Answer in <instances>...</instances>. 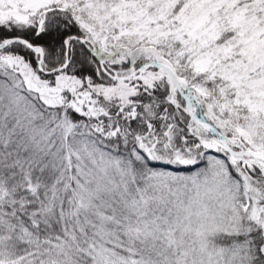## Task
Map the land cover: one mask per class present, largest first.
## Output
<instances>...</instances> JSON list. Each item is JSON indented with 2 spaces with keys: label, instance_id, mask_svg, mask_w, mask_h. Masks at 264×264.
Returning <instances> with one entry per match:
<instances>
[{
  "label": "snow or ice",
  "instance_id": "1",
  "mask_svg": "<svg viewBox=\"0 0 264 264\" xmlns=\"http://www.w3.org/2000/svg\"><path fill=\"white\" fill-rule=\"evenodd\" d=\"M0 264H264V0H0Z\"/></svg>",
  "mask_w": 264,
  "mask_h": 264
}]
</instances>
